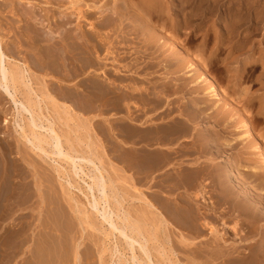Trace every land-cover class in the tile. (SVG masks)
<instances>
[{"label": "rangeland", "instance_id": "374dc122", "mask_svg": "<svg viewBox=\"0 0 264 264\" xmlns=\"http://www.w3.org/2000/svg\"><path fill=\"white\" fill-rule=\"evenodd\" d=\"M43 1L4 0L2 4L0 3V34L8 44L16 47L14 59L16 58L15 60L18 59L17 61L22 63L25 62L29 66L27 81L37 93L41 88L40 79L44 73L35 70L32 66V60L35 59L36 55L29 50V44L27 45V41L20 38L19 30L14 27V23H16V26H23L24 21L19 23V15L12 16L10 12L14 10L13 12L20 14L24 8L29 6L28 2H31L35 5V10H38L36 12L46 17L45 11L40 8ZM67 1L69 0H66V4ZM93 1L95 0H83L78 7L85 10V6L92 5V3L94 6L101 7L104 3L108 4L109 2V0ZM159 1L163 5L169 4L168 0ZM224 1L223 9L218 13L211 14L210 18L207 16L210 20L207 19L208 23L205 22L206 20L204 21L205 25L208 24L206 27H202L204 23L199 25V21L192 23V25L185 24V16L184 18L182 16L177 18L183 26L179 29L175 41L190 56L203 55L202 57L207 59L205 68L208 73L217 80L230 98L238 99L239 108L248 112L256 131L261 134L264 131V123L261 116H259L261 107H258L257 102L264 100V0ZM253 2H255L254 5H252ZM53 7H55V10L53 8L51 10L53 9L55 11L53 12L57 15L61 9L55 5ZM233 7L240 8L237 16L239 24L238 27L235 26L236 28L230 30L226 28V23L230 24L231 22L229 9ZM90 20L91 18L88 19L89 22ZM88 21H83L82 25H87ZM92 21L99 23L101 21L99 14L94 15ZM50 23L51 25L49 24L50 27L48 25L47 30L54 31V23ZM11 30L15 32V35L10 32ZM208 34H211V38L214 37L212 41L211 38L209 40L206 38ZM220 34L222 39L219 42H222V45L220 44V48L214 51L212 49L213 42H216V37ZM161 35H158L160 36L158 37L159 40H156L160 42L156 43L159 44L162 50L160 60L158 58V62L160 61L159 67L150 66L153 61L149 60L151 58L149 51L145 53L146 56L133 52L135 55L129 56V59H119L118 61V66L130 64L134 60L138 61L136 68H138L139 73L135 75L134 79L136 81H134L137 87H144L142 89H147L149 94L161 92L163 84L168 82L166 78L167 71L169 68L173 69L172 65H169L165 60L166 54L171 50V46L166 43L168 42L167 38H173L176 34L164 31ZM109 36L112 41L115 40L114 42L119 40L116 39L115 34ZM18 41L22 42V48L14 46V44L19 43ZM243 41H245V44L240 46ZM136 42V45L128 48L126 52H131L135 47L143 45L138 40ZM236 43L238 44L236 45ZM124 48H121L119 52H123ZM135 51H138V49H135ZM200 51H202L201 54ZM115 57L116 59L119 58V56ZM250 57H253V60L255 59L254 62L245 65L244 62ZM110 58L109 64L111 65L108 66H115L112 63L113 58ZM178 60L184 67L188 65L189 60L185 61L182 58ZM237 60L238 63L235 62ZM240 71H243V74L240 78H237V72ZM177 72L176 80L170 84L166 100L162 97L161 104L153 102L154 104L151 103L145 106L140 100H136L137 97H134L132 102L136 100V104L131 105L130 114L127 113L124 107L123 110H119L115 106L102 113L95 110L88 114L83 113L78 107L81 101L68 99L66 97L68 92L66 89V92L63 91L64 87L71 85L59 83L57 78L60 77L50 73L49 78H46V83L51 82L54 84L52 92L50 91L53 99L60 107L64 106L70 108V110L72 109L71 115L62 113L59 115L57 112L61 110L56 109L54 111L51 105H48V112L44 102L40 105L43 114L54 120L56 131L62 137L63 151L56 149L55 154H53L52 144L43 145L45 151H47V154H45L32 146L31 136L28 139L22 136L21 129L23 127L27 134L29 133L30 127L27 128V126H31V120L29 114L23 111L20 104L19 99H21V96L16 97L13 93L6 94L0 91V264H20L21 250L28 249L35 252L36 246L44 240L43 237L45 239L49 237L46 241L51 245L52 250L57 251V254L60 248L66 246L63 250L68 258H71L69 256L71 250L78 245L81 256L79 264H162V260L165 261L163 264H167L169 261L168 264L171 262V264H228L227 257L224 256L232 247L238 248L244 254H240V257L244 258L248 254V259L245 257L246 261L245 258H237L240 264L243 262L245 264L249 260V263L256 260V262L264 264V254L261 256L262 253L259 250V245L264 240L263 211L262 221L258 224L261 227L259 230V226L257 227L258 235L255 237L257 242L252 241V237L248 239L251 241L244 242L240 240L244 233L234 237L230 232V227H228L231 226L232 221L225 220L228 217L227 215L231 214V209L234 208V211H236L233 216H236V220H240L242 228L245 229L248 220L238 216L241 212L240 208L237 207L238 205L233 207L231 202L225 204L222 201L223 197L213 191L211 185L207 187L208 194L206 197L210 198L212 206L215 205V214L209 212V209L206 210L200 198H195L196 201L190 198L197 187H188L185 183L188 176L194 178L200 168L208 167L209 170L214 164L207 161V159L214 158L211 154L204 156L198 151L205 143L203 140H208L218 131L222 132L221 134L225 140H231L233 138L230 134L241 130V125L239 124L240 119L235 116L230 120L232 123L230 121L227 124H224V121L221 123L216 122L213 117L217 115V112L210 110L213 98L208 94L202 95L208 87L205 86L204 88L203 84L197 86L200 95H195L194 90H191L187 84L188 75L180 73L179 70ZM99 80L105 84L112 81V79L110 81L102 75ZM127 81L129 83V80ZM127 81H122L120 85L115 83L114 90L116 94L120 95L121 92H124V86L128 85ZM241 87H249V97L252 98L251 100L256 99L255 105H251V108H247L242 99L238 98ZM143 94L142 98L145 97V93ZM31 97L34 99L33 96ZM12 98H16L19 102H13ZM200 99L204 100L205 104H199L200 110L196 119L193 118L192 123L186 121L188 122L186 124L192 126V128H187L191 130L189 133L187 130L182 129L185 128L184 126L179 127L182 125L181 121L186 120L184 117L179 116V111L181 112L189 102H197ZM221 110H223L222 107ZM160 119H163L159 125L163 128L161 131H164V128L167 129L166 126H168V129H182H179L180 135L173 144L163 143L157 145V143L154 144L147 140L150 131L157 133V129L156 131L148 129L150 121L159 122ZM159 126L153 125V128H159ZM33 130L38 131L37 133L46 137L47 140L49 138L48 141H50V132L47 129ZM152 132L151 135L153 136ZM237 146L234 151L226 152L215 160V163L220 160V169H224L223 165L230 162L236 155L235 151L241 148V144ZM190 149L195 154L188 153L187 151ZM65 153L72 156L83 155L91 159L96 167H99V170L88 161L66 160L64 158ZM152 160L154 162H156L155 160H162L161 168L164 166V171L160 168L150 176L149 166ZM196 162H200L201 167L197 168L194 165ZM172 164L173 166H171ZM99 171L103 173V181L105 180L107 184V188L104 190L98 187L100 186L99 183L102 182ZM156 171L158 172L156 173ZM95 176H98L101 181L97 184L98 186L91 180ZM214 179L213 177L210 181L214 183L218 181V179ZM213 182H210V184ZM242 185L241 188L239 187L241 190L238 188L240 191H243L244 186L246 187L244 183ZM245 190L247 189L244 188ZM253 196L256 197L254 198L256 202L258 199L259 202L262 201V195L259 193ZM96 200L99 201V206L95 202ZM185 202L187 203L185 204ZM187 204H190L189 208H187ZM263 205L264 203L262 204L263 208H261L264 210ZM108 206L113 209L118 218L115 213L111 214ZM106 210L108 212H105ZM186 214L189 217L192 215L191 218H194L196 222L189 224L184 221ZM124 216H129L131 222L138 223L142 228L143 238L140 237V240H135V243L128 238H124L118 230L111 232L110 222L105 223L106 221L103 220L104 217L111 218L117 227H122L119 218ZM222 221H225L228 225L223 226ZM119 229L122 230V228ZM127 231L124 230L125 234L130 237V232ZM23 238L26 241L25 246L20 249L19 245L22 241L20 239ZM140 244L145 245L148 257L141 249ZM54 245H58V249ZM67 247H71L68 248V253H66ZM29 254L26 255V259L32 260V255ZM134 255L136 258L133 259ZM255 256L257 257L255 258ZM68 264H74V260L71 258Z\"/></svg>", "mask_w": 264, "mask_h": 264}, {"label": "bare ground", "instance_id": "6f19581e", "mask_svg": "<svg viewBox=\"0 0 264 264\" xmlns=\"http://www.w3.org/2000/svg\"><path fill=\"white\" fill-rule=\"evenodd\" d=\"M2 1L4 0H0L1 4L3 3ZM97 1L99 0H95L93 2H97ZM81 2H83V0H69L67 1V4H66V0H55L54 2L52 0H44L43 4L41 5L42 7L40 8H43V10L46 13V17L42 16L43 14L41 15V13H37L36 11L38 10H35L36 7L31 2H28L29 6L24 8V10L20 12V14L13 12L14 10L13 11L11 10L10 12L12 16L19 15L20 18L19 23L24 21L23 26L20 25L16 26V23H14L15 25L14 27L16 28V30H19L20 38H22V40L25 39V41H27V45L29 44V50L34 52L36 55L35 59L32 60V64H33L32 66H34L35 70L44 73L40 79L41 88L38 90V93L33 90L30 83H28L27 81V75L29 74L28 70L30 69L29 66L25 62L22 63L21 61L20 62L17 61L18 59L17 60H15L16 58L14 59L16 47H12L10 44H8L4 40V37L1 36L0 34V91H3L6 94L9 92L11 94L13 93V95H15L16 97L20 95L21 99L19 100H20V104L23 107V111L29 114L30 116L29 118L31 120L30 123L31 126L29 125L27 126V128L30 127L29 133L27 134V132L23 127L21 129L23 134L22 136L26 137L27 139L29 136H31L32 141L30 140V142L32 146L42 153L47 154L46 153L47 151H45L43 147L44 144L53 145V149H52L54 151V153L52 152L53 154H55L56 149L63 151L62 137L58 133V131H56L55 122L53 119H50L49 116H45L43 114L40 105L42 102H44L46 111L48 112H49L48 105H51L54 111H56V109L61 110L57 112L59 115L61 113L65 115H71L72 109L70 110V108H66L64 106L60 107L53 99L50 91L52 92L54 84L51 82L46 83L47 80L46 78H49L50 73H54L60 77L57 78L59 83H66L71 85L64 87L63 91L68 92L66 93L67 96L64 92L63 93L68 99L80 100L81 103L79 104L78 107L83 113H87V114L92 112L93 110L102 113L103 111H106L112 106L113 107L115 106V108L119 110L120 109L123 110L124 107L127 113L130 114L129 112L130 107L131 105L136 104L135 102L136 100H140L141 103L145 104V106L153 102L156 104H161L162 103L161 98L164 97L165 100L167 99L166 96L167 93L169 92L168 90H170L169 89L170 84H172L176 80L175 76L176 73H178L177 70H179V72L181 71L180 73L182 74L186 73L189 77L187 84L191 88V90H194L195 95H200V93H198L197 91L199 85L203 84L204 88L205 86L208 87L207 91H205L202 95L208 94L211 98H213V102L210 107V110L217 112V115L213 117V119L216 122L221 123L222 121H224L225 123L224 122L223 123L227 124L228 121L232 120V118L235 116L240 119L239 124L241 125V130L236 129L238 130L237 132L230 134L232 135L233 138V139L230 138L231 140H225L223 135L221 134L222 132L220 131L215 132V134L212 135V137L208 138V140H203L205 141V143L198 151H200L204 156H206L207 154H211V156H213L214 158L211 160L207 159V161H211L214 164H212L209 170L207 169L208 167L200 168L199 172H197L198 174L194 178H189L188 176V179H186L187 181L185 182L188 185V187L189 188L191 186L197 187V190L194 192V194H192V197L190 198L193 201H196L197 198H200V200H202V202L204 203L206 210L209 209V212L211 211L212 213L215 214L216 213V208L214 207L215 205L212 206L213 204L209 200L210 198L208 199V197H206L208 194V191H206L207 187L211 185L212 187L211 189H213V191H215L216 193H218L223 197L222 201H224L225 204H229V202H231V204H233V207L238 205L237 207H239L241 211L240 215L238 216L248 220L247 226H245V229H243L240 220L239 219L236 220L237 219L236 216H233L236 210L234 211V208L231 209V214L229 213V215H227L228 217L225 219L232 221L231 226H228L230 227V232L234 235V237H237L240 233L241 234L244 233L243 237H240L241 241L245 242L249 238L251 239L252 237L251 240L255 242L256 241L255 237L258 235L257 227L259 226L258 224H260V221H262L261 219L262 211L264 212V210L262 209L263 208L262 204L264 203V131L261 134H258L251 116L248 114V112H245L246 110L243 111L239 108L240 106H239V102L237 101L238 99L236 100L230 98L228 96V93L218 84L217 80H215V78L208 73V71L205 68L207 59L203 58L202 57L203 55L190 56L175 41L176 37H178L177 35H178V31H180L179 29H181V27L183 26V24L180 23L177 18H180L181 16L184 18L185 16L186 18L184 22L185 24L192 25V23H196V21H199L200 22L199 25H202L205 20H206L205 22L208 21L207 19L210 18L211 14L218 13L221 9H223L224 7L223 4L225 1L224 0H168L169 4L163 5L160 3L159 0H123V1L109 0L108 2V4L110 3L109 6L108 4L104 3L103 5H101V7H98L97 5L96 7L92 3V5H86L85 6L86 8H84L85 10H82L81 8L78 7ZM254 4L255 2H253L252 5ZM54 5L62 10V11L59 10V13L57 15L54 13L55 12L54 11L55 7H53ZM51 8H53L54 10L53 9L51 10ZM69 10L71 12H66ZM229 12L231 13V19H230L231 22L230 24L226 23L227 26L226 28L232 30L234 29L235 26L238 27L239 18L237 16L240 12V8L233 7L232 9H229ZM96 14H99V18L101 20L99 23H95L93 21L91 22L92 17ZM207 16H209V18ZM254 16L256 15L254 14ZM90 18L91 20L89 22L88 19ZM83 21H88V24L82 25V23H84ZM50 22L54 23V28H55L54 31L47 30L48 25L49 24L51 25ZM206 25L204 23L202 27L203 26L206 27ZM164 31H170L176 34L174 35L173 38H167L168 42L166 43L169 46H171V50L166 54L165 60L169 63V65H172L173 69L169 68V70L167 71L168 73L166 75V78L168 82L163 84L161 92L149 94L147 92L148 91L147 89H142L144 87L141 88L136 86V82H135L136 80L134 78L135 75H138L139 73L138 68H136L138 61L134 60L130 64H124L121 66H118L119 65L118 61L119 59H124V60L129 59V56L131 57L134 54L133 52H135L136 54L141 53L143 56H146L145 53L149 51V56H151L149 60L153 61L151 62L150 66L159 67L160 61L158 62V58L160 60V57L162 55V50L159 47V44L157 45L156 43L159 41L156 40H159L158 37L162 36L161 34ZM10 32L15 35V32H13L12 30ZM111 34L112 35L115 34L116 39L119 40H117L116 42H114L115 40L112 41L111 37L109 36ZM210 35L211 34H208L206 37L208 38V40L211 38ZM108 36L110 37V39ZM221 36L222 35L220 34V36L216 37L217 39L216 42H213L214 47L212 45V49H214V51H216V49L218 50L222 45V42H219L222 39ZM213 38H211L210 40L212 41ZM137 40L143 45H141L140 47H135L134 50L131 52L130 51L126 52L128 48L136 45ZM237 44L238 43H236V45ZM244 44L245 41H243V43H241L240 46H243ZM14 46H17L18 48H22V42L14 44ZM123 47H125L124 48L125 50L123 52H119V50L121 48L123 49ZM135 49H138V51H135ZM141 50L143 51L141 52ZM201 52L202 51H200V54ZM115 56H119V58L116 59ZM110 57L113 58L112 63L115 64V66L117 67H115L114 65L110 67L108 66L111 65L109 64V59H111ZM179 58H182V60L185 61L189 60L188 65L185 67L181 65L178 62ZM252 58L253 57L247 59V61H245L244 64L250 65L251 63H253L255 59L253 60ZM235 62L238 63V60ZM242 72L243 71L237 72L238 73V75H236L237 78L241 77V75L243 74ZM101 75L102 77L104 76L107 79H110V81L112 79V81L110 83L105 84L104 82L99 80ZM125 80L126 81L129 80V83L127 81L128 85L124 86L125 89L124 92H121L120 95L116 94L114 90L115 83H117V85L118 84L120 85L121 82ZM249 90H250L249 87H241L238 94L239 95L238 98L242 99L244 105H246L247 108L250 107L251 105L252 106L255 105L254 102L256 100V99L251 100L252 98L249 97V92H250ZM143 93H145L144 98H142V95H144ZM31 96H33L34 99H32ZM134 97H137L139 99L136 98V100L132 102ZM12 99L13 102H17L16 98H12ZM259 103L257 102V104L259 105L258 107H261V114L259 116H261L264 123V111L262 113V110H264V100ZM199 104L201 105L205 104V101L200 99V101L197 100V102H189L181 110V112L179 111V116H182L186 119L184 121H181L182 125H180L179 127L184 126L185 128L182 129H185L188 132L191 131L187 128H192V126H189L186 123L188 122L192 123L193 118L196 119L200 110ZM221 107L223 108V110H221ZM162 120L163 119H160L159 122L150 121L148 129L149 130L153 129L154 131H156L157 129V133L150 131V135L147 138V140L154 144L157 143V145L163 143L173 144L174 141L176 142V139L180 135L179 129L181 128L176 126L177 125L176 124L175 127L179 129H175V128L168 129V126H166L167 129L164 128V131H161V129L163 128L162 126L159 125ZM38 121L40 124L38 123ZM153 125H155L156 127L158 125L159 128L156 127L153 128ZM169 127H170V123H169ZM33 129H47L50 132L49 135L50 141H48L49 140L48 137L47 140L46 137L37 133L38 131L35 132ZM151 132L153 133V136L151 135ZM238 144H241V148L235 151L236 155L232 158L230 162H227L223 165L224 169L223 168L220 169L219 168V163H221L220 160L217 163H215V160H217L221 155H223L226 152L234 151L236 147H238L237 146ZM192 151L194 152L193 149ZM187 152L190 153L191 149ZM75 154L77 153L75 152ZM193 154L195 153H192V155ZM64 158L69 161L70 160L72 161L74 159L88 161L92 163L93 164L92 166H94L96 169L99 168L98 166L96 167L95 163L91 159L83 155L72 156L69 155V153H65ZM173 159L175 160V158ZM162 160L160 161L155 160L156 162L152 160L150 162V166H149L150 176L151 174H153L155 170L161 168L164 161ZM194 165H196L197 168L201 167L200 162H196L194 163ZM171 166H173V164ZM163 168L164 166L161 169ZM157 172L158 171H156V173ZM99 173H100V178H102V182L99 180L98 176L92 177L91 180L93 183L96 184V186H98L97 184L100 181L101 184L99 183L100 186L98 187H101L104 190L105 188H107V184L105 180L103 181V177H104L102 175L103 173L101 171H99ZM192 174H188V175H192ZM213 177L215 179H218V181L215 183L213 181H210ZM210 182L213 183L210 184ZM242 183L246 185V187L244 186V188H246L247 190L244 191V188L242 187L243 191H240ZM236 189H238L242 193L240 192L238 193L237 192L238 190ZM246 191L247 192L249 191V193H247ZM244 192H246L247 194ZM257 193L262 195V201L260 202L258 201L259 199L257 200V202L254 199L256 197H254L253 195H257ZM95 202L99 206V201L96 200ZM186 203L187 202H185V204ZM189 205L188 204L186 205L188 206L187 208H189ZM108 210L111 211L112 215L115 213L113 209H111L110 207L108 208ZM105 212L108 211L106 210ZM115 216L118 218V215L116 213ZM128 217L124 216L123 218H119L122 227H117V225L113 222L111 218L104 217L103 220L104 222L106 221L105 223L110 222V226L112 230L111 232H113V230L115 231L118 230L124 236V238L126 239L128 238L135 243L136 242L135 240L138 239L140 240V237L143 236L142 228L138 223L131 222ZM191 217L192 215L189 217L188 214H186L184 221L188 222L189 224L196 222V220L194 218L192 219ZM222 225L227 226L228 224L226 225V222L222 221ZM260 227L261 225L258 227V230ZM119 228H122V230ZM125 229L130 232V237L125 234L124 232ZM19 235L21 236V234ZM22 235H24V233H22ZM43 239L44 240L40 241L38 245L36 241L37 248L35 252H32L28 249L21 250L20 264H68L71 258L74 260V264H79L81 256L79 252L80 248L78 245H76L71 250L72 251L71 255H69L71 258H68V256L65 254L63 250V248L66 246L64 247L62 246L63 248H60L57 254L56 253L57 251L55 252L54 250H52V248H50L51 245L48 244V242L46 241L47 239H45V237H43ZM20 240H22L21 244L19 245L20 246L19 248L21 249L23 248V246H25L26 241L24 240V238ZM54 246H56L57 248L58 245H54ZM140 246L143 252L145 253V255L148 257L147 250L145 249L146 248L145 245L142 246L140 244ZM68 248L71 247H67V249L65 248L66 253H68L67 251ZM259 250L262 253L261 256H263L264 240L259 245ZM131 251L133 250L131 249ZM28 253L32 255L31 256L32 260L26 259V255ZM226 253L227 254L224 257H227L228 264H240L238 260L242 259L243 257H240L239 255L243 253L240 252L238 248L232 247ZM162 255L161 257H163ZM236 255H238L239 257L238 256L236 257ZM247 255L245 256L246 258ZM256 257L257 256H255V258ZM134 258H136L135 255L133 256V259ZM237 258L239 259L237 260ZM162 261L165 262L164 260ZM249 261H247V263L245 264H261L260 262H256V260H254L255 262L253 261L252 263H249ZM169 262H167V264Z\"/></svg>", "mask_w": 264, "mask_h": 264}]
</instances>
